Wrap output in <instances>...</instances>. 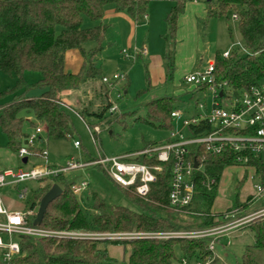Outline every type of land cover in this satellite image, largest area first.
<instances>
[{"label": "trees", "instance_id": "16d2710c", "mask_svg": "<svg viewBox=\"0 0 264 264\" xmlns=\"http://www.w3.org/2000/svg\"><path fill=\"white\" fill-rule=\"evenodd\" d=\"M150 1L0 0V75L14 80L11 89L0 93V100L7 94L12 96L11 101L0 104V131L7 138V148L17 153L27 137L23 131L24 120L21 113L31 115L42 124L47 139L61 140L71 136V123L63 109L64 103L60 95L88 81H101L104 77L98 57L107 30V26L103 24L105 8L112 6L116 13H124L135 24H142ZM206 3L208 19L227 18L229 14L237 17L238 33L246 52L242 55L229 53L226 59L219 54L214 57L216 81L225 82L227 91L237 96L240 91L264 81V0H216L214 3L209 0ZM184 5V0H176L164 18L165 32L162 39L165 43V82H170L173 78L177 20L183 13ZM85 19L94 23V26L84 28ZM86 43H93L94 46L84 50L83 45ZM71 50L78 51L82 58L81 67L76 73L67 72L64 68L65 54ZM26 72L39 74L35 86L41 93L36 98L26 99L23 94H16L19 90H29L23 80ZM104 90L107 97L108 90L105 86ZM124 91L123 88L122 98ZM197 92L206 90L193 87L187 94L192 96ZM179 99V96H171L147 102L145 122L172 131V111L181 110L187 116L196 115V109L180 108L185 106ZM106 110L107 106H104L92 116L101 121ZM29 124L36 128L32 122L29 121ZM209 132L210 127L203 123L198 129L188 130V134L192 136H204ZM162 144L160 142L147 147ZM205 149L203 145L197 146L190 153L200 169L193 172V195L184 210L176 211L168 205L169 164L162 165V172L150 185L146 198L137 197L132 189L121 190L123 197L138 209L137 212L108 204L97 194L91 193V215L87 217L77 196L72 194V184L68 183L64 175L50 181L33 183L35 187L30 191L31 200L25 210L38 207L54 184L60 187L62 194L48 205L40 224L41 228L51 231L89 234L194 232L220 226L231 220L224 217L233 213L234 218H240L259 210L264 203L255 201L252 196L244 202L237 199L238 191L246 178L244 176L235 184L237 193L234 202L223 213L213 212L220 177L226 168L235 166V155L228 151L211 155ZM30 151L36 156L40 149L34 147ZM128 160L148 166L158 165L154 159L147 160L145 156ZM248 167L254 170L257 181L264 183L261 159L249 156ZM208 180L214 182L209 188L205 185ZM40 183H44L43 186H39ZM262 221L254 220L239 229H246L251 234L253 243L243 248L236 264H264ZM220 239L215 240V244ZM211 240L178 238L109 241L21 237L18 239L19 256L12 264H114L107 246L122 248L124 264H181L182 260L194 264L212 259V254L208 251ZM216 263L217 259H212V264Z\"/></svg>", "mask_w": 264, "mask_h": 264}, {"label": "rangeland", "instance_id": "374dc122", "mask_svg": "<svg viewBox=\"0 0 264 264\" xmlns=\"http://www.w3.org/2000/svg\"><path fill=\"white\" fill-rule=\"evenodd\" d=\"M153 1L158 3L168 2L172 7L176 0H151L149 4ZM184 1L187 3L191 0ZM215 1L211 0L213 3ZM200 2L207 5L206 0H200ZM115 15L118 16L119 14L114 11L112 6L105 8L103 24L107 26V30L101 45L102 50L98 62L105 78H111L113 74H125L126 82H119L107 97H105L104 85L100 79L94 82L88 81L76 89L61 94L60 98L64 103L63 109L68 115L72 128L71 136L67 139H47L43 125L38 123L31 115L21 113L20 116L24 120L23 131L27 136L34 130L29 121L41 129L39 142L35 148L44 151V156H41L40 152L36 156L28 155L24 157L27 159V163L23 165L17 153L7 148V138L0 131V169L15 171L17 167L23 169L44 165L53 167L64 166L67 162L84 164L99 158L119 159L142 151L151 144L164 142L170 131L151 126L145 122V104L154 99L179 96V100L185 106L180 108L196 109L202 115L206 113L204 109L209 110L210 98L208 93L197 92L192 96L187 94L191 91L193 85L184 82V78L188 76L187 73L181 71L184 66L178 68L174 65L172 81L165 82V64L163 60L165 43L161 37L164 27L156 31L151 29L149 38L146 32L138 35L137 50H141L143 45L149 55L147 58L133 61L132 59H125L122 50L127 55L133 54L135 39H131L130 45L126 44L127 28L124 26V22L118 20L119 16L114 18ZM197 22L196 36L190 44L196 65L191 66L190 72L198 71L196 66L199 64V71H203L208 63L214 62L216 55H221L226 51L238 55L246 52L238 33L237 22L232 19V15L229 14L227 18H206L204 21ZM93 26L94 23L88 19L83 21L84 28ZM153 26L157 27V23L155 22ZM93 46V43H86L83 45V49L89 50ZM180 51L182 55L186 52L185 45L182 46ZM177 68L178 73L176 72ZM66 69L72 70L71 66H66ZM23 80L29 90H19L16 94H23L26 99L38 97L41 90L35 85L39 80V74L26 72ZM13 85L14 80L12 78L0 75V93L11 89ZM123 88L126 92L124 98L115 102V95L117 92L122 93ZM11 100L12 96L7 94L0 100V104L8 103ZM108 101L117 103L118 112L108 114L105 111L104 118L98 121L92 115L100 112ZM87 126H89V130ZM180 129V123L173 125V130ZM183 134L186 135L185 132ZM75 142L78 144L77 147L74 146ZM261 159L264 168V153L261 154ZM245 169L248 168L235 166L226 168L223 171L212 208L214 213H223L234 202L237 193L235 184L244 176L246 179L238 191L237 199L242 202L253 195V186L258 181L252 171ZM107 171L108 167L106 165L95 166L85 168L82 171L67 173L64 178L72 185H78L82 180L88 181L86 190L77 197L79 205L87 217L91 215L92 199L89 197L91 193L97 194L100 199L108 204L118 205L137 212L138 209L123 197L121 190L124 189L119 188L112 182ZM251 176L253 181L249 180ZM43 184L40 183L39 186H43ZM25 186L29 189V193L23 201L16 198V187L5 188L0 191L3 203L9 211H21L27 208L31 200L30 191L35 187V184L26 183ZM22 187L24 185H20V188ZM262 226L264 228V219ZM252 243V236L246 229H233L230 234L221 237L219 243L214 246L216 264H236L240 260L243 248ZM107 249L114 260V264H124V261H122L124 255L120 246H107Z\"/></svg>", "mask_w": 264, "mask_h": 264}, {"label": "built area", "instance_id": "2783aa9c", "mask_svg": "<svg viewBox=\"0 0 264 264\" xmlns=\"http://www.w3.org/2000/svg\"><path fill=\"white\" fill-rule=\"evenodd\" d=\"M196 1V0H194ZM236 21V15H232ZM145 20V16H144ZM145 51L134 50V58L145 55ZM124 58L128 55L122 50ZM229 56L226 51L221 54L223 59ZM124 75L114 74L111 78L103 77L101 83L111 92L116 85L123 81ZM184 82L193 87L204 88L210 98L209 110L204 115L197 110L196 115L187 116L181 110H174L170 113L173 123H180V130L170 131L168 137L162 145L147 147L142 151L134 153L125 158H112L93 160L84 164L67 162L64 166H33L23 169L17 167L16 170L4 169L0 171V191L5 188L16 187V198L23 201L29 193L26 183L52 180L58 176L76 171H82L89 167H108V176L119 188L132 189L139 198H146L149 188L156 181V176L162 172V165H170V179L168 186V205L171 209L180 211L188 207L193 195V172L198 171L200 166L195 162V158L190 156L192 150L197 146H205L207 153L220 155L224 151L235 155V166L248 167V157L261 159L264 153V81L246 90L240 91L237 96L232 95L226 89V83H218L214 77V62L208 63L203 71H196L184 78ZM204 93V94H206ZM122 93L117 92L115 102L121 101ZM108 101V114L118 112L117 103ZM200 107V106H199ZM203 124L210 127V132L204 136H192L188 134L189 128L198 129ZM88 130H89V126ZM186 135H184V132ZM41 129L36 127L28 135L22 146L17 150L18 157L22 160L31 155L30 149L39 142ZM74 146L78 144L75 142ZM190 149V150H189ZM41 156L44 151L40 150ZM145 156L147 160L154 159L158 165L148 166L139 164L128 159ZM262 161V159H261ZM27 163V162H26ZM197 164L196 169L193 168ZM256 178V177H255ZM213 180L206 181V187L213 185ZM20 185L24 187L20 188ZM88 187V181L82 180L78 185H72L71 191L75 196ZM252 198L255 201H264V183L257 182L253 186ZM264 203V202H263ZM36 207L34 210L9 211L4 205L0 196V264H12L20 253L18 239L21 237L33 239L48 238H70V239H94L109 241H124L133 239H202L211 238L208 251L214 254L215 240L224 237L233 229L248 225L254 220L264 219L263 206L252 213L240 218H234V213L225 216L224 219L231 220L226 223L206 230L194 232H151V233H121V234H89L69 231H51L39 226H33L36 217ZM32 220V222H31ZM212 259L206 262H195L194 264H212ZM181 264H188L182 260Z\"/></svg>", "mask_w": 264, "mask_h": 264}, {"label": "crops", "instance_id": "0c3cea01", "mask_svg": "<svg viewBox=\"0 0 264 264\" xmlns=\"http://www.w3.org/2000/svg\"><path fill=\"white\" fill-rule=\"evenodd\" d=\"M170 8H171V4H169L168 2H166V3L165 2L158 3V2H154V1L151 2L148 6V10H147L146 15H145V20L142 24H135L125 14L118 13L119 17L117 15H115L114 18L118 17V20L121 22H124V24H125L124 26L127 28V37L125 40L126 44L130 45L131 39L132 38L135 39V43L133 45L134 49L132 52L133 54H131V55L128 54L129 58H125V59H132L133 61H136L138 59L148 57L149 52H147V50H145L144 46L142 45L141 50L145 51L146 54L143 56H138V58H136V59L134 58V50L141 51V50H137V41H138V37H139L138 35L141 34L142 32H146L147 37L149 38L150 37L149 35L151 33V29H153L155 31L157 29L160 30V28L163 29L164 18H165V15L169 12ZM206 16H207V5H204L203 3H201L200 0H196V1L191 0V1H188L187 3H185L183 13L179 16V18L177 20V30H176V35H175L173 64L175 66H177L178 68L184 66L183 67L184 70L182 69L181 71L187 73L186 75H190V74L194 73V72H190L191 66L196 65V63H195L196 61L194 59V54L191 52L192 48H190V44L193 41V38L195 39V36H196L197 26H198L197 21H204L206 19ZM155 22L157 23V27L153 26ZM164 32H165V27H164ZM164 32H163V34H164ZM162 35H161V37H162ZM186 40H188V41L186 42ZM187 44H189V45H187ZM183 45H185L186 52L182 55L180 50H181ZM164 51H165V46H164L163 52ZM182 58H184V59H182ZM81 64H82V58H81V55L78 51L71 50L65 54L64 68L67 72L76 73L80 69ZM66 66H68V67L71 66L72 70H70V71L67 70ZM178 68L176 71L177 73H178ZM199 69H200V64L196 66V70H199ZM123 75L125 76V74H123ZM174 79H175V76H174ZM121 82H126L125 78ZM125 94H126V92L124 91L123 95H125ZM233 167H235V166H233ZM245 170H250L254 173V170L252 168H248ZM254 175H255V173H254ZM252 179H253L252 176L249 177L250 181H253ZM242 202H244V201H242ZM263 202L261 201V203H263ZM109 256H110V254H109Z\"/></svg>", "mask_w": 264, "mask_h": 264}, {"label": "water", "instance_id": "95a60500", "mask_svg": "<svg viewBox=\"0 0 264 264\" xmlns=\"http://www.w3.org/2000/svg\"><path fill=\"white\" fill-rule=\"evenodd\" d=\"M209 0H206V2H208ZM27 162L26 158H23L21 160V163L23 165H25ZM197 164L195 163L193 168L196 169ZM62 194V190L60 189V187L56 184L52 185L51 188L49 189V191L43 196V198L41 199V201L39 202L38 208H37V212H36V217L33 221V226H39L42 222L43 216L46 212V209L48 207V205L54 201L55 199H57L58 197H60Z\"/></svg>", "mask_w": 264, "mask_h": 264}]
</instances>
